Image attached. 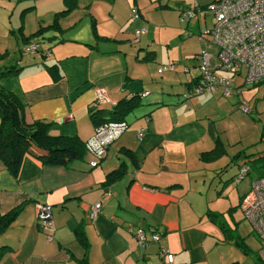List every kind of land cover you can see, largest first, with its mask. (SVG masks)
<instances>
[{"label": "crops", "instance_id": "crops-1", "mask_svg": "<svg viewBox=\"0 0 264 264\" xmlns=\"http://www.w3.org/2000/svg\"><path fill=\"white\" fill-rule=\"evenodd\" d=\"M207 2L0 0V67H20L2 75L0 86L19 101L27 124L46 123L51 136L85 141L94 130L90 111L97 109L92 105L95 88H103L113 102L147 91V99L125 117L127 128L95 167L90 166L94 157L88 153L71 167L42 163L26 154L13 177L0 160V220H9L0 234V264H161L155 255L160 247L174 254V264H210L206 243L215 237L210 220L224 214L222 191L236 174L227 169L228 163L223 166L226 152L215 159L200 157L213 146L209 121L189 109L177 113L197 96L182 98L199 75L196 59L181 61L186 74L178 83L159 80L154 69L150 76L156 77L157 90L138 92L131 84L140 80L131 71L133 60L154 57V46L142 36L145 32L132 43L134 31L157 23L167 10L180 15L188 6ZM198 34L194 49L199 53L203 42ZM30 41L37 48L25 56ZM142 49L145 54L140 58ZM48 65H54L50 72ZM241 83L235 78L234 89ZM200 95L222 96L220 91ZM123 148L133 151L134 163ZM121 162L125 172L105 184L106 174ZM247 191L229 200L230 215L240 210ZM99 199L101 209L90 221V207ZM37 205L50 208L52 230L37 224ZM129 226L154 227L161 238L139 249L127 232Z\"/></svg>", "mask_w": 264, "mask_h": 264}, {"label": "rangeland", "instance_id": "rangeland-1", "mask_svg": "<svg viewBox=\"0 0 264 264\" xmlns=\"http://www.w3.org/2000/svg\"><path fill=\"white\" fill-rule=\"evenodd\" d=\"M207 1L209 0H200V3ZM191 6L188 7L191 8ZM189 8L183 9L180 15L176 11L167 10L168 12L162 14L157 23L144 26L145 33L141 35L148 39V45L154 46V57L132 62L131 71L140 76V80L137 77V80H132L131 84H134L138 92L157 90L153 88L157 85L153 81L156 77L150 76L154 69L157 76L159 75L157 77L159 80L160 78L178 79V81L171 82L178 83L179 78L181 81L185 79L184 74L186 73L183 72L181 61L195 57L199 50L194 49L197 34L210 29L213 22V15L210 13L204 16L195 12L194 16L189 19L181 16ZM138 52L140 58L145 54L144 49ZM24 53H26L25 56L30 55L27 50ZM168 64H173L174 69L167 71L165 67ZM166 88L167 84L163 83V90ZM135 96L138 103L147 99V96ZM195 97L192 101L185 102L183 108L177 113L180 114L182 110L189 109L196 114H202L201 116L209 121L215 136L212 140V148L215 146L214 139L217 138L222 144L219 145L220 155L223 156V152H226L222 158V161L226 160L223 166L228 163L227 169H232L234 174L238 173L243 163L250 168L249 174L237 183L229 176L231 182H228L222 191L224 196L220 198V207L224 210V214L214 221L210 220L215 237L206 243L210 264H263L258 257L260 248L258 232L243 217L242 211H237V207L234 208L237 211L236 214L230 215L227 204L230 199L236 198L240 191L249 189L250 178L255 179L264 173V81L247 83L242 86L238 94L232 91L229 97L219 95L214 97L197 95ZM202 99H205L202 104L193 102ZM234 156L237 163L233 162ZM212 199L213 197L207 198L210 204L213 202ZM236 241L241 242L242 246H237ZM159 262L161 263L160 260Z\"/></svg>", "mask_w": 264, "mask_h": 264}, {"label": "built area", "instance_id": "built-area-1", "mask_svg": "<svg viewBox=\"0 0 264 264\" xmlns=\"http://www.w3.org/2000/svg\"><path fill=\"white\" fill-rule=\"evenodd\" d=\"M198 13L213 15L210 29L198 34L199 41L203 42L200 52L195 55L198 77L189 85L188 91L182 96L189 99L200 94H215L220 91L224 97H229L232 91L238 94L242 86L247 83L264 81V0H212L206 5H195L181 14L187 19ZM136 9L133 10V18H137ZM145 31L144 27L138 28L133 33L132 43L140 39ZM37 43L31 41L27 44V52L33 53ZM168 70L173 69V64L166 65ZM184 71H188L184 67ZM224 72L221 76L216 72ZM235 78H241L242 83L234 89ZM147 91L140 93L141 96ZM110 97L106 95L103 88H95L92 105L94 107L113 105ZM127 128L125 120L102 121L94 126L92 135L85 140V151L94 159L90 166L95 167L103 158L109 145ZM142 130L138 136L142 135ZM247 172L245 163L234 177L239 182ZM106 195V192L104 193ZM240 210L258 232L260 237V248L258 257L264 264V176L255 178L250 183V188L239 203ZM101 209V199L96 201L88 212V219L94 221ZM36 222L43 229L52 230L51 211L48 206L37 205ZM136 240L139 249L149 244H157L161 235L154 227H132L127 228ZM162 264H174V254L160 247L156 252ZM144 264V263H140Z\"/></svg>", "mask_w": 264, "mask_h": 264}, {"label": "trees", "instance_id": "trees-1", "mask_svg": "<svg viewBox=\"0 0 264 264\" xmlns=\"http://www.w3.org/2000/svg\"><path fill=\"white\" fill-rule=\"evenodd\" d=\"M40 31L41 29L35 31L32 35H37ZM19 68L18 64L1 66L0 77ZM53 68L54 65L47 66L49 72ZM135 95L140 96V93H135L130 98L120 99L113 105L104 107L97 106L96 110L92 108L90 116L94 126H97L102 121L125 120V117L140 104L136 102ZM182 98L185 99L183 96ZM209 133H212V129H209ZM214 142L215 146L212 149L200 154L202 159H215L221 154L219 151V145L221 143L218 142L217 138L214 139ZM84 144L85 141L78 137L49 135L46 123L35 122L33 124H27L23 118L22 107L19 101L9 91L0 86V160L13 177H16L23 157L26 154H31L42 163L71 167L75 161L83 159L84 155H86ZM122 152L131 159L132 163L135 162L133 151L128 148H123ZM246 169L247 172L245 175L250 172V168L247 165ZM125 170V164L121 162L117 168L106 174L105 184L115 182ZM262 176H264V173L256 178ZM208 213L215 214L213 212ZM0 218H3V215H0ZM8 221V218L4 222L0 220V234L5 231ZM84 241L81 242L84 243ZM235 244L239 247L242 246V243L238 241Z\"/></svg>", "mask_w": 264, "mask_h": 264}]
</instances>
